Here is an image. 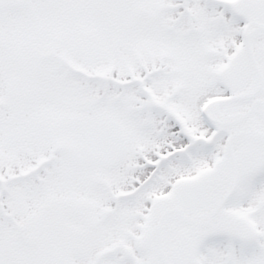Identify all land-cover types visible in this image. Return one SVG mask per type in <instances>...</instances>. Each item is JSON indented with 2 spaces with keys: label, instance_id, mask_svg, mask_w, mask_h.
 <instances>
[{
  "label": "snow or ice",
  "instance_id": "1",
  "mask_svg": "<svg viewBox=\"0 0 264 264\" xmlns=\"http://www.w3.org/2000/svg\"><path fill=\"white\" fill-rule=\"evenodd\" d=\"M0 264H264V0H0Z\"/></svg>",
  "mask_w": 264,
  "mask_h": 264
}]
</instances>
